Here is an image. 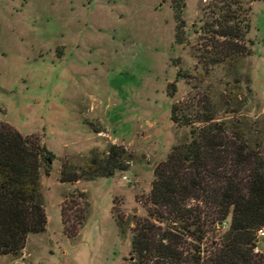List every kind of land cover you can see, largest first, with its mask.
<instances>
[{
  "label": "rangeland",
  "instance_id": "1",
  "mask_svg": "<svg viewBox=\"0 0 264 264\" xmlns=\"http://www.w3.org/2000/svg\"><path fill=\"white\" fill-rule=\"evenodd\" d=\"M177 3L0 0V122L53 152L49 173L42 169L47 229L0 264H130L137 222L153 208L155 168L191 138L190 127L171 119L174 103L197 127L209 116L239 113L254 128L260 120L253 138L264 140V0L233 7L250 22L243 44L253 46L251 55L232 57L217 33L223 2L181 0L178 14ZM113 144L133 154L128 169L61 181L65 165L85 167ZM63 208H84L76 236L65 229ZM207 238L206 253L220 237ZM258 245L254 252L264 253V237Z\"/></svg>",
  "mask_w": 264,
  "mask_h": 264
},
{
  "label": "trees",
  "instance_id": "2",
  "mask_svg": "<svg viewBox=\"0 0 264 264\" xmlns=\"http://www.w3.org/2000/svg\"><path fill=\"white\" fill-rule=\"evenodd\" d=\"M220 1L225 8L217 33L224 39L226 55H251L252 41H248L251 46L243 44L250 22L233 10L243 0ZM180 3L178 0L175 5L177 14ZM180 27L178 24V30ZM179 32L176 41L182 43ZM172 87L174 83L169 84ZM190 115L178 104L172 105V121L190 127L191 138L175 145L168 158L155 168L148 196L153 208L149 217L137 222L132 254L126 261L264 264V253L254 252L260 240L257 231L264 227V140L253 138L262 122L256 119L254 128L251 122L238 121L237 113L232 115L238 120L216 121L209 116L200 120L205 125L197 127ZM52 157L53 152L38 139L23 135L8 122H0V256L20 255L31 235L46 231L42 169L47 164L49 173ZM132 157L125 146L113 144L102 154L94 151L85 167L65 165L61 181L110 177L128 169ZM189 201L196 204L192 206ZM83 209L79 214L62 210L65 229L71 236H76L78 224L83 223ZM224 222L229 227L219 228ZM210 231H217L220 239L211 240L213 250L206 253L204 245Z\"/></svg>",
  "mask_w": 264,
  "mask_h": 264
},
{
  "label": "built area",
  "instance_id": "3",
  "mask_svg": "<svg viewBox=\"0 0 264 264\" xmlns=\"http://www.w3.org/2000/svg\"><path fill=\"white\" fill-rule=\"evenodd\" d=\"M125 179H127V177L125 176L124 177ZM142 203V202H141ZM222 226V229H227L229 227V223L228 222H224L223 224H219V228ZM257 236L258 238H262L264 237V227L260 228L258 231H257ZM255 251H259V247L255 248Z\"/></svg>",
  "mask_w": 264,
  "mask_h": 264
},
{
  "label": "crops",
  "instance_id": "4",
  "mask_svg": "<svg viewBox=\"0 0 264 264\" xmlns=\"http://www.w3.org/2000/svg\"><path fill=\"white\" fill-rule=\"evenodd\" d=\"M264 58V57H263ZM263 64H264V60H263ZM262 68V70H263V73H264V66L263 67H261ZM49 221V220H48Z\"/></svg>",
  "mask_w": 264,
  "mask_h": 264
}]
</instances>
